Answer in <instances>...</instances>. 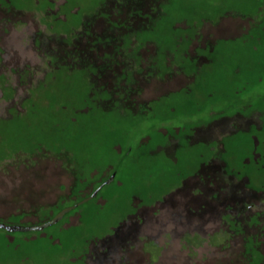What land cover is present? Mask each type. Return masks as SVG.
I'll use <instances>...</instances> for the list:
<instances>
[{
  "label": "rangeland",
  "instance_id": "374dc122",
  "mask_svg": "<svg viewBox=\"0 0 264 264\" xmlns=\"http://www.w3.org/2000/svg\"><path fill=\"white\" fill-rule=\"evenodd\" d=\"M198 174L264 207V0H0V264H119L101 239ZM187 232L120 264H264Z\"/></svg>",
  "mask_w": 264,
  "mask_h": 264
},
{
  "label": "flooded vegetation",
  "instance_id": "af4514ba",
  "mask_svg": "<svg viewBox=\"0 0 264 264\" xmlns=\"http://www.w3.org/2000/svg\"><path fill=\"white\" fill-rule=\"evenodd\" d=\"M231 127L234 130V127L238 128L239 126ZM233 130L232 133L234 132ZM254 156L260 157L257 152H255ZM247 163H249V160H246ZM198 170H200V167ZM198 176L199 174L190 177L194 178L193 180L196 184L192 188L183 190L182 198L174 200L167 205H150L138 209L145 210V217L139 216L140 211L128 214L124 222H121L117 228L114 227L112 233L101 239V241L106 242L120 241L115 248L120 253L119 258H122L119 260V264L125 261L123 258L125 255L127 256V251L119 247L123 246L126 241H136L137 239L148 241L147 238L163 241L164 239L167 240L170 235L175 238L176 233L184 238L189 230L193 231L200 240L202 238L208 241H239L244 239L245 233H250L253 236L252 240L264 241V207H261L262 202L256 201L254 202L255 204L251 202V205H245L244 207V200L236 198L237 195H232L227 190L224 193L221 190L219 192L221 195L217 198V191L201 188V182H204L205 179H200ZM210 177L208 176V178ZM247 177L250 178L249 176ZM113 179L114 177L107 182H111ZM57 221L59 220L43 226L4 225L3 228L7 230L12 228L13 230H9L11 233L33 234L38 232L45 236V229ZM172 223H175L176 227L168 231V226ZM155 225L161 227L157 232L155 231L156 233L154 232ZM143 227L146 230L144 236L147 237L145 239L137 238V234H140L139 232ZM31 239H34V237ZM99 257L100 255L97 256V259ZM132 264H135L134 260H132Z\"/></svg>",
  "mask_w": 264,
  "mask_h": 264
},
{
  "label": "water",
  "instance_id": "95a60500",
  "mask_svg": "<svg viewBox=\"0 0 264 264\" xmlns=\"http://www.w3.org/2000/svg\"><path fill=\"white\" fill-rule=\"evenodd\" d=\"M9 230H13L12 228H8Z\"/></svg>",
  "mask_w": 264,
  "mask_h": 264
}]
</instances>
